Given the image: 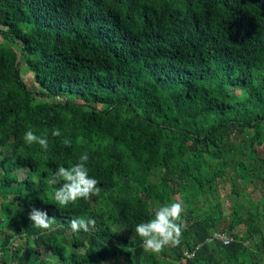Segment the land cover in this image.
I'll return each mask as SVG.
<instances>
[{"label": "trees", "instance_id": "1", "mask_svg": "<svg viewBox=\"0 0 264 264\" xmlns=\"http://www.w3.org/2000/svg\"><path fill=\"white\" fill-rule=\"evenodd\" d=\"M0 37V264H264V0H0ZM84 153L99 195L61 208ZM172 202L180 244L145 252L135 226Z\"/></svg>", "mask_w": 264, "mask_h": 264}, {"label": "clouds", "instance_id": "2", "mask_svg": "<svg viewBox=\"0 0 264 264\" xmlns=\"http://www.w3.org/2000/svg\"><path fill=\"white\" fill-rule=\"evenodd\" d=\"M51 135L60 137L62 133L59 128H53ZM23 140L28 145L38 144L41 149L45 151L48 149L47 133L37 135L30 129L24 133ZM62 143L66 147L71 146V140L67 137L62 140ZM88 159V154L84 153L80 156L78 163L70 167L58 166L53 174L54 181L60 183V187L53 195L56 205L65 208L69 204H75L79 199L88 200L99 195L100 188L97 186L99 182L89 175V169L86 166ZM182 211L183 208L179 202L163 204L155 209L151 219L135 226L134 232L140 238L145 252L158 254L166 247H176L180 244L183 231ZM28 219L37 229L53 230L54 217H50L45 210L31 207ZM95 225L96 220L93 218H74L70 221V231L72 234L80 231L89 232ZM213 236L223 244L232 240L231 236L222 233H215Z\"/></svg>", "mask_w": 264, "mask_h": 264}, {"label": "rangeland", "instance_id": "3", "mask_svg": "<svg viewBox=\"0 0 264 264\" xmlns=\"http://www.w3.org/2000/svg\"><path fill=\"white\" fill-rule=\"evenodd\" d=\"M0 40H1V37H0ZM22 77L23 79L25 78H29V82L32 80V76L30 73H26V71H22ZM232 89V92L235 96H238L240 94V91L235 88V87H229ZM50 100V99H48ZM52 100V99H51ZM19 177H23V173H19ZM247 191L250 192L251 191V187L249 186L247 188ZM228 193V187H227V183L226 182H222L219 186H218V202H220L222 205H223V210L224 212H227L228 209H227V198H226V194ZM259 196V193L257 191L255 192H251V197L253 200H256L257 197ZM20 240L18 239L17 242H19ZM31 243L28 244V246H30ZM1 253H0V257H1ZM184 260V259H183ZM183 260H181L178 264H183Z\"/></svg>", "mask_w": 264, "mask_h": 264}]
</instances>
